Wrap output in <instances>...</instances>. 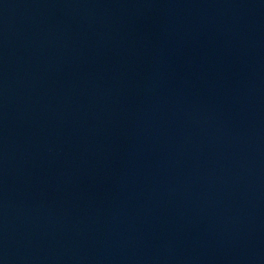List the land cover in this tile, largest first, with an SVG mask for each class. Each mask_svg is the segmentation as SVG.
<instances>
[{"label": "water", "instance_id": "1", "mask_svg": "<svg viewBox=\"0 0 264 264\" xmlns=\"http://www.w3.org/2000/svg\"><path fill=\"white\" fill-rule=\"evenodd\" d=\"M0 264H264V0H0Z\"/></svg>", "mask_w": 264, "mask_h": 264}]
</instances>
